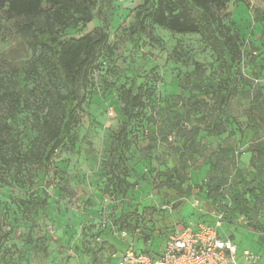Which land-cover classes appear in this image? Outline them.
Instances as JSON below:
<instances>
[{
	"label": "rangeland",
	"instance_id": "obj_1",
	"mask_svg": "<svg viewBox=\"0 0 264 264\" xmlns=\"http://www.w3.org/2000/svg\"><path fill=\"white\" fill-rule=\"evenodd\" d=\"M146 10L143 0H96V16L91 22L63 32L62 38H77L104 29L108 41L86 82L78 85L79 96L84 101L76 108L79 123L74 145L59 148L43 166L37 163V156L30 154V149L37 147V119L51 111L48 91L52 90V85L35 70L34 54L25 45L15 20L0 14V122L10 126L9 110L15 111L18 125L15 164L20 165L19 170L11 173L3 160L6 146L0 150V226L7 233L2 264L110 263L117 258L116 251L110 250L105 257L102 256L105 246L84 250V235L99 234L98 223L103 210L111 217L120 211L123 216L143 215L148 222L142 228L145 238L134 239V247L139 252L159 254L164 232L173 225L180 226L183 221L176 217L174 223H163L159 217H163L161 206L166 203L153 202L157 195L155 189L144 188L145 184H156V180L135 166L140 163L141 153H146L147 139H161V132L166 133L176 115L183 116L196 99L208 103V115L202 118L201 113L189 114L183 119L201 129L193 138L199 136L204 141L212 138L215 142L221 139L206 130L211 115L227 126L228 133L231 127L232 134L227 138L234 145L247 143L242 151L233 153L232 160H224L222 156L214 158L215 172L205 184L209 188L219 184L222 192H208L207 198L217 202L220 209L234 198L237 205L245 206L255 195L250 189H264V155L255 162L249 159L257 143L264 145V0H228L226 9L220 12L222 23L239 35L242 45L241 60L229 73H225L220 60L200 34H176L152 25L150 17L144 16ZM140 19L145 27L143 32L135 30ZM195 64L199 69L195 70ZM224 79L227 85L222 90ZM132 86L144 91L142 112L150 134L130 147L129 154L136 160L131 168L133 187L118 190L122 199L110 198V183L102 180L101 174L112 168L108 165L113 151L112 139L125 125L120 111V93L123 88ZM225 91L229 92V99L219 106L218 99ZM62 92L65 93V89ZM176 101L182 103L180 109H175ZM75 106L73 103L72 107ZM1 133L7 134L5 127ZM183 135L180 132L175 137L181 141ZM222 167L227 168L225 176L219 173ZM175 196L177 194L171 192L168 203ZM37 199L45 202L42 209L37 208ZM116 201L118 206L114 204ZM257 201L259 207L264 203L262 198ZM184 203L186 201L176 204L177 210L180 211ZM191 212L185 210V214ZM244 212H247L246 207L242 209ZM229 224L226 220L220 231L228 235L235 233L237 251L264 250L262 235L253 234L258 230L254 223L239 225V229L252 232L250 237L243 232L238 234ZM133 226L129 225L130 232ZM59 240L62 241L60 246ZM60 248L63 251L58 254Z\"/></svg>",
	"mask_w": 264,
	"mask_h": 264
},
{
	"label": "trees",
	"instance_id": "obj_2",
	"mask_svg": "<svg viewBox=\"0 0 264 264\" xmlns=\"http://www.w3.org/2000/svg\"><path fill=\"white\" fill-rule=\"evenodd\" d=\"M96 0H0V14H3L7 19H14L17 30L24 38L25 45L34 54V68L52 85V90L48 91L51 98V111L45 114L44 117L37 119L39 126L38 135L35 142L37 147L30 149V154L37 156V163L40 166L45 165L50 161L55 151L69 144L74 145V140L77 138L76 127L79 119L76 115V108H79L84 99L79 96L78 85L86 82L93 69L94 64L98 61L101 51L107 46L108 35L104 29L92 33L83 34L77 38L63 37L62 34L69 28H81L88 24L96 16L94 11ZM144 5H147V10L144 16H149L152 25L164 28L176 34H200L210 47L215 56L220 60V65L225 73H229L234 65H237L242 56L241 42L239 35L232 33L223 23L220 12L226 9L228 0H143ZM141 14L138 13V17ZM135 30L143 32L142 19L135 24ZM195 70L199 69V65L195 64ZM2 79L0 77V86ZM222 90H225L227 85L226 79L223 80ZM65 89V93L62 92ZM144 91L141 87L123 88L120 93V111L122 113L125 125L117 132L113 140V151L109 158V166L105 172V177L109 181L108 191L113 198H121L122 194H118V190L126 191L133 187V184H128L124 179L118 176L119 165L115 164V159H121V155L129 151V148L134 144L142 141L150 134L148 122L143 119ZM229 99V92L225 91L218 99V105L225 104ZM76 103L75 107H72ZM175 109H180L182 103L176 101ZM174 109V111H176ZM208 103L205 100L196 99L189 104L188 110L180 118L175 117V122L170 123L165 133L161 132V139H147L146 150H152L154 143L157 140L166 142L171 146H176L179 139L176 135L182 132L186 141L197 136L201 129L195 125H190L184 122L187 115L196 116L204 114L202 118H207ZM9 116L12 119L10 126L0 122V150L6 146L3 160L9 165V171L13 173L19 170L20 165L15 164L18 158V144L15 139V134L18 130L16 122V113L14 110H9ZM210 124H207L206 130L212 135L222 136L227 133L232 134V129L218 121L210 115ZM182 119V120H181ZM161 125V124H160ZM2 127L6 128V135H2ZM159 129V126H158ZM235 132V131H233ZM157 135V134H155ZM69 141V143H68ZM247 143H237L233 149V153L237 154L244 149ZM248 144H253L249 142ZM36 152V153H34ZM232 153V155H233ZM35 154V155H34ZM250 158L252 162L255 159L261 158L264 155V145L257 143L251 149ZM232 160V158L230 159ZM216 164L214 167L215 172ZM211 173V174H214ZM226 175L227 168L222 167L219 173ZM210 174V175H211ZM208 175L204 181V185L208 180H211ZM158 180V176H153ZM220 180V179H219ZM125 187V188H124ZM208 192H222V186L208 187ZM253 190L255 195L251 198L249 205H237V202H231L228 206H223L219 212L224 213V223L226 220L230 226L236 227L239 224V219L242 218L244 223H254L258 230L255 233L264 232V203L258 206L257 199L264 200V189ZM253 194V193H252ZM37 208L42 209L43 200H36ZM251 202V203H250ZM217 203V202H216ZM247 208V212L242 213V209ZM251 208V210L249 209ZM241 213V214H240ZM120 211L118 215L109 216V221L112 225L119 229L128 230L129 225L133 224V230L137 227L144 228L148 223L143 215L136 214L135 217L122 215ZM240 214V215H239ZM253 220V221H252ZM99 235H110L108 228L100 226L99 218ZM230 239L235 243L234 233L229 235ZM142 237V239H144ZM7 233L3 232L0 226V264H2L5 256V242ZM264 244V243H263ZM46 251V248H43ZM143 252V251H141ZM145 253V252H144Z\"/></svg>",
	"mask_w": 264,
	"mask_h": 264
},
{
	"label": "crops",
	"instance_id": "obj_3",
	"mask_svg": "<svg viewBox=\"0 0 264 264\" xmlns=\"http://www.w3.org/2000/svg\"><path fill=\"white\" fill-rule=\"evenodd\" d=\"M171 147L166 142L155 141L154 148L150 152H148L149 149L146 150V156L141 153L140 163L135 166L138 170L147 172L148 175L158 176L156 184H145L144 188H148L150 191L155 189L157 195L153 202L159 204L166 203V205L161 206L163 217L159 218H162L165 225L172 223L176 217H181L182 224L214 221L215 215L219 212L220 208L217 206L218 203L215 201L213 203L211 199L207 198L208 189L204 185V181L208 175L214 172L215 164L213 160L215 157L222 156L224 160L233 157L232 153L235 147L233 141L227 138V133L223 134L221 139H217L216 142L212 138L204 141L199 136L193 138L192 141H186L183 137L176 146ZM129 152L130 148L128 152L121 155V159H115V164L119 165L118 176L124 179L126 183L132 184L133 176L131 168H134L136 160L133 158L134 155H130ZM136 156L138 155L136 154ZM101 179L106 180L105 172H102ZM130 189L131 187L128 188V190ZM171 192L176 193L177 196H175L173 201L171 200L168 203ZM184 201L186 203H184L183 208L180 211L177 210L179 207L176 204L178 205ZM186 209L192 212L185 214ZM196 215L198 217L194 219ZM243 223L239 221L238 226L234 228L237 229L236 232L238 234L243 232L246 236L250 237L255 232L252 234L249 230L239 229V225ZM255 234L262 235L264 241V232ZM61 240L58 242L59 246L61 245ZM66 240L70 239L67 238ZM130 242V239H115L106 233L97 236L89 232L87 235H84V250L91 246H105L106 249L102 251V256L106 257L111 250L112 252L116 251L115 256L118 258ZM263 243L262 247L264 248ZM62 251L61 248L57 250L58 254H61ZM237 252L239 264H253L242 261L239 257L242 251ZM254 253L259 254L261 257L258 264H264V250L255 251ZM117 258L111 260L108 264H115ZM84 264L91 263H86L85 261Z\"/></svg>",
	"mask_w": 264,
	"mask_h": 264
},
{
	"label": "built area",
	"instance_id": "obj_4",
	"mask_svg": "<svg viewBox=\"0 0 264 264\" xmlns=\"http://www.w3.org/2000/svg\"><path fill=\"white\" fill-rule=\"evenodd\" d=\"M110 110L113 109L110 107ZM114 204L118 206L117 201ZM108 215V212L102 211L100 226L108 228L112 237L131 240L115 264H239L236 245L227 232L220 231L225 225L223 212H218L211 223L200 221L173 225L164 232L161 251L157 255L135 249L133 240L145 236L141 227L135 228L131 236L127 230L112 225ZM239 221L244 222L243 219ZM239 257L242 261L253 264H258L261 258L250 250H243Z\"/></svg>",
	"mask_w": 264,
	"mask_h": 264
}]
</instances>
